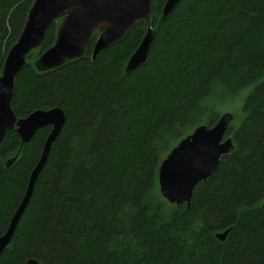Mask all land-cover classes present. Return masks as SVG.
Instances as JSON below:
<instances>
[{"label": "trees", "instance_id": "16d2710c", "mask_svg": "<svg viewBox=\"0 0 264 264\" xmlns=\"http://www.w3.org/2000/svg\"><path fill=\"white\" fill-rule=\"evenodd\" d=\"M34 0H0V74ZM166 0H152L158 26ZM56 23L17 75L18 118L61 107L66 123L0 264H264V0H181L158 27L147 62L125 66L147 23L95 60L39 71ZM240 105L234 149L195 188L190 205L160 192L159 168L197 126ZM50 125L22 145L0 143V236L22 201ZM229 230L226 239L217 234Z\"/></svg>", "mask_w": 264, "mask_h": 264}, {"label": "water", "instance_id": "95a60500", "mask_svg": "<svg viewBox=\"0 0 264 264\" xmlns=\"http://www.w3.org/2000/svg\"><path fill=\"white\" fill-rule=\"evenodd\" d=\"M181 0H166L158 26L153 27L152 0H34L24 27L16 43L10 48L0 74V143L10 130L21 137L18 153L6 161L13 165L24 143L30 142L37 131L52 127L39 162L31 172L25 195L15 211L10 224L0 236V255L14 235L18 223L33 195L36 181L48 161L51 148L60 135L66 113L61 107L36 109L26 117L18 118L12 108L17 75L28 64V55L40 48L48 29L56 23V39L34 62L39 71L53 69L85 55L94 33L99 32L92 51V59L108 47L119 43L139 21L147 23V30L139 46L131 54L125 66L130 73L147 62L155 33ZM235 115L231 111L221 113L212 126L201 124L183 137L165 156L159 168V185L162 195L171 203L190 205L196 186L215 173L221 157L234 149L228 135ZM229 230L217 237L224 240ZM25 264H42L36 258Z\"/></svg>", "mask_w": 264, "mask_h": 264}, {"label": "rangeland", "instance_id": "374dc122", "mask_svg": "<svg viewBox=\"0 0 264 264\" xmlns=\"http://www.w3.org/2000/svg\"><path fill=\"white\" fill-rule=\"evenodd\" d=\"M225 111H231L234 113L235 115V118L233 120V123L234 124H239L241 122V118H240V105H236V104H233L231 106H224L222 108V112H225Z\"/></svg>", "mask_w": 264, "mask_h": 264}]
</instances>
